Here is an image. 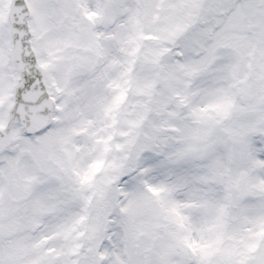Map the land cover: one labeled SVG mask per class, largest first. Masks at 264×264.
<instances>
[{"label":"snow or ice","instance_id":"6c2138e0","mask_svg":"<svg viewBox=\"0 0 264 264\" xmlns=\"http://www.w3.org/2000/svg\"><path fill=\"white\" fill-rule=\"evenodd\" d=\"M0 264H264V0H0Z\"/></svg>","mask_w":264,"mask_h":264}]
</instances>
